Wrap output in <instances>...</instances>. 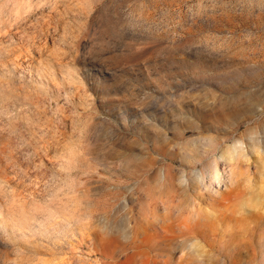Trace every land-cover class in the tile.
<instances>
[{"label": "rangeland", "instance_id": "obj_1", "mask_svg": "<svg viewBox=\"0 0 264 264\" xmlns=\"http://www.w3.org/2000/svg\"><path fill=\"white\" fill-rule=\"evenodd\" d=\"M0 264H264V0H0Z\"/></svg>", "mask_w": 264, "mask_h": 264}, {"label": "bare ground", "instance_id": "obj_2", "mask_svg": "<svg viewBox=\"0 0 264 264\" xmlns=\"http://www.w3.org/2000/svg\"><path fill=\"white\" fill-rule=\"evenodd\" d=\"M219 179V178H218Z\"/></svg>", "mask_w": 264, "mask_h": 264}]
</instances>
